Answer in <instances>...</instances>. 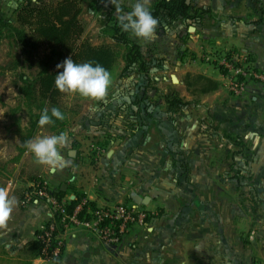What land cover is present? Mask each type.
<instances>
[{"label":"rangeland","instance_id":"374dc122","mask_svg":"<svg viewBox=\"0 0 264 264\" xmlns=\"http://www.w3.org/2000/svg\"><path fill=\"white\" fill-rule=\"evenodd\" d=\"M25 1L0 0V114L4 116L3 121L15 125L9 128L14 134L6 133L9 123L5 128L0 125V149L28 151L25 141L38 135H58L61 132H67L71 140L69 146L61 149L67 162L63 167L39 164L31 152L24 159L32 173L46 166V172L37 181L47 179L51 183L53 174L62 173L56 190L62 183L69 193L79 189V194L88 188L106 190L104 186L107 193L111 191L113 194L118 186L126 189L124 201L128 203H134L129 196L131 191L142 192L147 196L144 207L149 209L151 216L145 227L134 232L146 235L161 215L159 196L168 198L164 195L169 193L171 183L196 185L216 180V176L220 177L212 170L216 164H222L221 177L225 182H255L261 177L243 172L238 176L237 172L239 168L246 171L253 165H263V143L255 142L249 135L229 133L215 119L216 112L211 106L222 102L223 97L230 99L233 96L225 83L224 93L217 97L215 93L207 95L197 90L200 81L196 76L203 71L214 73L219 70L224 77L225 69L220 63L232 54H246L249 65L257 69L247 47L232 45L231 41L225 42L226 37L216 34L212 28L215 26L211 24L215 18L211 13L199 23L190 20L159 23L156 34L149 41L131 34L130 37L141 46L147 74L135 66L120 77L124 66L123 49L115 46L120 55L111 70L113 83L104 100L86 99L79 94L61 93L58 89L51 99H45L39 81L31 94L27 85L36 80L43 67L41 61L51 54L52 47L49 42H37L29 30L24 42L16 35L15 28H23L17 13ZM135 2L122 0L121 4L131 8ZM77 3L80 9L78 18L84 27L77 43L114 45L112 39L102 34L107 13L114 5L112 0H78ZM153 4L150 3V9ZM194 5L198 6L197 3ZM57 56L54 54L53 60ZM22 73L27 83L21 80ZM24 88L26 91L23 92ZM167 95L183 99L184 104L169 106L165 101ZM143 96L144 102H141ZM53 107L60 109L65 119L53 118V124L40 127L43 109L48 108L51 112ZM99 148L101 151L97 153ZM188 150L192 156L186 153ZM71 151L74 154L71 155ZM104 158H112L113 162L111 160L106 165ZM21 161L23 159L14 158L13 163L19 165ZM203 164L211 169L207 174L199 171ZM257 227H260L258 223ZM256 231L255 237L262 234L258 229ZM134 241L128 243L130 249L125 259L128 264H134L139 252L132 246Z\"/></svg>","mask_w":264,"mask_h":264},{"label":"crops","instance_id":"0c3cea01","mask_svg":"<svg viewBox=\"0 0 264 264\" xmlns=\"http://www.w3.org/2000/svg\"><path fill=\"white\" fill-rule=\"evenodd\" d=\"M155 1L151 0L152 3ZM189 1L209 8L215 18L211 24L216 27H212L216 34L226 37L225 42L231 41L232 45L247 47L252 63L264 72V0ZM201 73L219 82V88L212 94L215 93L217 97L224 93L222 72ZM226 98L211 106L216 112L217 123L229 133L249 135L264 146L263 87L251 82L243 96H232L225 102ZM3 117L0 114V125L5 128L9 121H3ZM9 118L10 115L7 120ZM10 126L13 128L15 125L9 123L5 128L6 133L14 134L13 130L10 132ZM187 152L192 156L191 151ZM194 155H197L196 152ZM27 156H30L28 151L0 149V187H7L10 195L18 200L7 229H0V264H128L125 259L131 240H135L132 244L134 250L139 249L134 264H264V160L262 166L253 165L246 171L239 168L237 172L238 176L241 172L259 174L261 177L255 182H225L221 177L223 166L216 164L212 168L214 173L220 174L216 180L196 185L171 183L169 193L164 195L168 198L159 196L161 215L153 220L146 235L139 231L135 233L134 230L140 228L136 227L133 230L135 234L130 233L118 247L111 249L90 232L77 229L66 234V247L60 259L43 261L36 248V235L50 218L49 206L45 200L29 204H23L22 200L25 191L46 172V166L32 173L24 160ZM5 157L8 159L2 160ZM14 158L23 161L15 165ZM111 160L113 162L112 158H104L103 163L108 165ZM199 168L205 174L211 170L207 164ZM61 176L62 173L51 176L54 190ZM117 187L113 194L108 191L111 195H108L105 186L103 188L106 190H81L80 195L95 204L128 203L124 201L126 189ZM59 188L66 192L64 195L73 199L80 191L77 189L69 193L62 183ZM132 193L140 199L135 200ZM141 193L131 191L129 196L133 204L144 207L147 196ZM257 223L260 227H257ZM256 229L262 232L257 237Z\"/></svg>","mask_w":264,"mask_h":264},{"label":"trees","instance_id":"16d2710c","mask_svg":"<svg viewBox=\"0 0 264 264\" xmlns=\"http://www.w3.org/2000/svg\"><path fill=\"white\" fill-rule=\"evenodd\" d=\"M77 2L78 0H27L18 10L17 18L23 28H15L16 35L22 38L24 42L25 33L29 30L31 34L36 36L37 42L46 41L51 43L52 47L51 54L41 61L43 67L38 72L36 80L27 85L29 94L32 93V89L39 81L42 95L45 96V99H51L57 90L55 76L63 71L62 68L58 69L57 65L69 57L76 63L92 62L93 66L98 63L111 73L117 57L120 55L116 47L123 49L124 66L120 77L135 66L138 67L139 71L148 73L147 62L141 46L130 37L132 34L130 31L122 30L115 5L109 9L104 22L105 26L102 29V34L112 39L114 45L96 46L89 42L77 43L84 31V27L78 18L80 9ZM121 6L124 12L131 11V8L125 4H121ZM150 10L159 20V23H170L176 20H190L199 23L206 14L211 13L209 8L196 6L189 0H156ZM54 54L58 55L55 60H53ZM53 61L54 63H52ZM20 78L27 83L28 80H26L24 73L20 75ZM196 78L200 81L197 88L198 92L208 94L219 88L220 84L215 79L202 74L197 75ZM22 91L24 92L26 89L24 88ZM140 101L144 102V96ZM165 101L169 106L184 104L183 99L177 96L171 98L167 95ZM56 192L62 195L66 193L60 189ZM81 198L83 196L79 194L72 200V203L78 202ZM91 204L96 205L93 202ZM40 247V243L36 240V248L39 253Z\"/></svg>","mask_w":264,"mask_h":264},{"label":"built area","instance_id":"2783aa9c","mask_svg":"<svg viewBox=\"0 0 264 264\" xmlns=\"http://www.w3.org/2000/svg\"><path fill=\"white\" fill-rule=\"evenodd\" d=\"M224 60V61H222ZM226 89L236 97L243 96L251 82L264 89V72L249 65L246 54H232L222 59ZM99 148L97 153H100ZM46 200L50 218L36 235L40 243L39 257L43 261L60 259L66 247V234L84 229L95 235L104 245L114 249L136 227H145L151 216L149 209L133 203L96 204L87 197L72 203L73 198L57 193L47 179L35 181L23 196V204Z\"/></svg>","mask_w":264,"mask_h":264},{"label":"clouds","instance_id":"9594fccd","mask_svg":"<svg viewBox=\"0 0 264 264\" xmlns=\"http://www.w3.org/2000/svg\"><path fill=\"white\" fill-rule=\"evenodd\" d=\"M118 14L123 31H130L136 38L149 41L156 34L159 20L150 10L151 0H136L131 6V11L124 12L121 6L122 0H112ZM57 68L63 71L55 76V86L61 93L79 94L81 97L95 101L104 100L113 79L109 70L100 64L93 66L92 62L76 63L69 57L58 64ZM64 120L65 115L60 109L53 107L44 108L39 118V126L44 127L54 123V119ZM71 143L67 132L58 135L36 136L24 143L25 148L34 154L36 162L52 167H63L67 162L61 155V149ZM18 200L10 195L7 187H0V229H7L8 222Z\"/></svg>","mask_w":264,"mask_h":264},{"label":"water","instance_id":"95a60500","mask_svg":"<svg viewBox=\"0 0 264 264\" xmlns=\"http://www.w3.org/2000/svg\"><path fill=\"white\" fill-rule=\"evenodd\" d=\"M172 78H173L174 81H177V78H176V77L173 76ZM73 152H74V151H71L70 154H71V155L74 154ZM132 197H133L135 200H137V201L140 199V197H139L138 195H136L135 193H132Z\"/></svg>","mask_w":264,"mask_h":264}]
</instances>
